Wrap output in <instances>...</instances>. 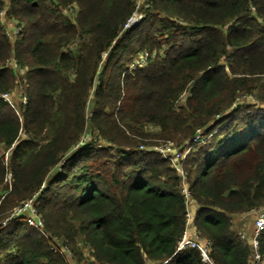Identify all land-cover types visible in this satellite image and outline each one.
<instances>
[{"label":"trees","instance_id":"1","mask_svg":"<svg viewBox=\"0 0 264 264\" xmlns=\"http://www.w3.org/2000/svg\"><path fill=\"white\" fill-rule=\"evenodd\" d=\"M137 4L0 0V94L21 111L0 98V264H68L59 241L81 264H203L175 254L187 207L170 161L140 149L154 139L191 146L193 226L212 262L250 263L235 218L264 207V0H144L124 28ZM42 183L48 237L24 215L3 224Z\"/></svg>","mask_w":264,"mask_h":264},{"label":"built area","instance_id":"2","mask_svg":"<svg viewBox=\"0 0 264 264\" xmlns=\"http://www.w3.org/2000/svg\"><path fill=\"white\" fill-rule=\"evenodd\" d=\"M144 0H137L138 4L136 6V9L132 13V15L128 18L126 24L124 25V28H131L137 25L138 22L141 21V19L144 17V14L139 11L140 4ZM144 62V61H143ZM9 96V98H8ZM0 98L4 99L5 101H8V104H12L15 106L14 102L11 99V96L9 93H3L0 94ZM23 102H26V97H23ZM201 138L200 132H197L194 141L197 142ZM84 138L82 139V141ZM15 143L11 145L8 150L3 152V160L4 164L9 169V156H10V151L13 149ZM81 145V143H78L74 146V149L78 148ZM164 146H167L166 149H168L169 155L167 156L165 154V149L161 148H151L157 153L161 154V156L164 159H167L170 161L171 166L177 171L178 175L180 176V183H181V192L183 194L184 200H185V205L187 207L186 210V223H185V229L183 231V234L178 241V244L175 249V254L177 252H180L184 249L187 248H193L197 249L202 257V262L204 264H214L212 260L209 257V242H204L203 240L200 239L199 235L196 233L194 230L193 226V219H194V213L192 209L190 208L191 206V191L189 189L187 180H186V175L183 169V164L182 161L189 155L191 146L189 144H185L182 149L177 148L174 144L167 142ZM145 146H140V149H144ZM11 182V173L8 171L6 174L5 178V183L9 185V188L11 187L10 185ZM44 183L40 185L39 191L36 192L35 194L32 195L31 198L27 199L21 206L15 209L14 213L3 222V224H6L9 222L12 218L18 217L22 215V212L25 210H28L30 214L28 216L24 215L26 218L27 224H29L32 227H35L38 229L45 237H48V234L46 233L44 227H43V222L39 218L37 208L34 206V200L39 194V192L43 189ZM249 217L252 218V228L249 231H246V229H242L239 231L240 238L242 240H245L251 248L252 252V258L249 264H263L264 262V254L260 252L259 249V236L261 234V231L264 229V207L256 208L251 210V212L248 214ZM192 227L191 233L188 232V228ZM55 243L58 244V241L56 238ZM51 249L54 252H59L62 256H65L66 261H68V264H81V263H75L73 261L72 255L69 254V248L65 244H61L59 241L58 247H56L54 244L52 245Z\"/></svg>","mask_w":264,"mask_h":264},{"label":"rangeland","instance_id":"3","mask_svg":"<svg viewBox=\"0 0 264 264\" xmlns=\"http://www.w3.org/2000/svg\"><path fill=\"white\" fill-rule=\"evenodd\" d=\"M141 1V0H140ZM139 11H141L140 10V8H139ZM142 12V11H141ZM5 13V12H4ZM4 13H2L1 14V16H3V14ZM75 12H73V13H71V14H74ZM143 13V12H142ZM72 16H74V15H72ZM145 17V16H144ZM143 17V18H144ZM142 18V19H143ZM142 19H141V21H142ZM141 21L140 22H138V23H141ZM138 23H137V25H138ZM3 25H4V27L7 29V34L9 35L10 34V36H13V34H14V32L16 31H18L20 28H21V24H18V23H16V21H9V20H4L3 21ZM4 28V29H5ZM11 65L14 67V68H16L17 66H16V64H15V62H12L11 63ZM16 69H18V67L16 68ZM21 85V84H20ZM20 85L18 86V87H20ZM24 87V86H23ZM19 90V88L16 90V92ZM10 96H11V94H10ZM12 96L14 97L15 96V93L14 94H12ZM12 96H11V99H12V101L14 102V104H15V106H13L12 104H8L12 109H13V111L16 113V115L18 114V113H21V111H20V109L18 108V103L16 102V99L15 98H12ZM8 98H9V96H8ZM249 100V102H252L253 100L251 99V98H249L248 99ZM8 102V101H7ZM91 107V105H89V107L88 108H90ZM88 112V111H87ZM154 141V144L152 145V146H145V148L143 149V150H141V151H154L153 149H155V148H159V149H161V148H163V149H165V154L168 156L169 155V153H168V149H166L167 148V146H164L165 144H167V142H170V143H172V141H170V140H156V139H154L153 140ZM173 144V143H172ZM174 144L176 145V143L174 142ZM151 148H153V149H151ZM140 150V149H139ZM154 152H156V151H154ZM157 153V152H156ZM161 155V154H160ZM186 159V158H185ZM184 159V160H185ZM183 160V161H184ZM183 161H182V164H183ZM30 214V212L28 211V210H25V211H23L22 212V215H26V216H28ZM244 225H245V228H246V231H249V230H251V228H252V221H251V218L249 217V216H246V217H244ZM241 230H242V228H240ZM191 231H192V227H189L188 228V232L189 233H191ZM201 256V255H200ZM201 259H202V257H201ZM203 263V262H202ZM204 264V263H203Z\"/></svg>","mask_w":264,"mask_h":264},{"label":"crops","instance_id":"4","mask_svg":"<svg viewBox=\"0 0 264 264\" xmlns=\"http://www.w3.org/2000/svg\"><path fill=\"white\" fill-rule=\"evenodd\" d=\"M15 99H16V97H15ZM244 217H236L235 218V222L237 223V225H240V224H242L243 225V227H245V225H244ZM242 227V228H243Z\"/></svg>","mask_w":264,"mask_h":264},{"label":"clouds","instance_id":"5","mask_svg":"<svg viewBox=\"0 0 264 264\" xmlns=\"http://www.w3.org/2000/svg\"><path fill=\"white\" fill-rule=\"evenodd\" d=\"M76 149H77V148H76ZM76 149L73 148V150H76Z\"/></svg>","mask_w":264,"mask_h":264}]
</instances>
